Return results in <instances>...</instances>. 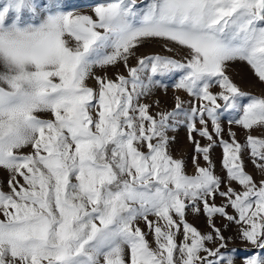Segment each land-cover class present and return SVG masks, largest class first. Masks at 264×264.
<instances>
[{
	"label": "snow or ice",
	"instance_id": "1",
	"mask_svg": "<svg viewBox=\"0 0 264 264\" xmlns=\"http://www.w3.org/2000/svg\"><path fill=\"white\" fill-rule=\"evenodd\" d=\"M70 7L67 0L0 7V169L10 177L9 190L0 189V264H236L217 214L260 250L243 264H264V180L246 171L247 162L264 171V132L249 131L241 143L229 129V142L220 122L231 110L229 125L264 129V97L226 74L231 62H245L264 82V0H102L94 17ZM149 41L166 54L138 56ZM121 63L127 75L94 72ZM174 73V87L196 101L176 104L195 146V175L168 150L178 113L153 116L140 103L161 85L157 77ZM216 146L227 190L210 158ZM217 195L227 204L217 206ZM201 205L210 234L186 221V210L200 213Z\"/></svg>",
	"mask_w": 264,
	"mask_h": 264
},
{
	"label": "rangeland",
	"instance_id": "2",
	"mask_svg": "<svg viewBox=\"0 0 264 264\" xmlns=\"http://www.w3.org/2000/svg\"><path fill=\"white\" fill-rule=\"evenodd\" d=\"M6 0H0V7ZM102 2V0H67V3L70 6L69 10L74 12H79L81 14L93 15L94 11L93 6L97 3ZM25 19H28V14L25 13ZM154 53H163L162 45L156 41H149L145 46L139 47L137 55H147ZM180 53L176 54V58H179ZM130 64L135 66L136 59L134 57H130ZM96 75L101 77H107L108 79H115L117 74L127 75V68L123 66V64H119L116 66H108L106 68H96L94 69ZM226 74L233 80V82L244 92L250 93L255 96L264 97V82H259L256 77H254L250 67L245 62H231L226 70ZM179 74L174 73L166 77H157V79L161 80V85L153 86L150 93L146 96L141 97L140 103L149 105V112L151 115L156 116L157 113L164 112H174L176 111L178 114L170 119V124L172 127L168 131V136L170 138L169 143V152L174 159H180L185 164V171L188 175H195L196 169L193 164V158L197 156L195 152L194 144L189 140V132L187 123L185 122V117L179 110L176 109L177 97H179L182 102V107L184 109L189 108V102L196 103L193 97H191L187 92L182 89H177L174 87L175 83L178 81ZM89 86L96 87V81L94 79H90L88 81ZM213 93H218L220 89L218 87H213L211 89ZM223 104V101H218ZM247 99H243L241 103H246ZM236 114L232 113L231 110L223 111L220 118L221 126L224 129L223 131V139L231 141V137L229 136V129L234 132L235 139L238 142L245 143L246 137L251 132V135L261 137L264 129L259 127H254L253 130H246L240 125L232 124L229 125L228 120L230 118H235ZM51 118V117H46ZM159 117H157L158 119ZM199 126V125H198ZM210 131H212L210 126ZM194 139L198 140L201 146H206L208 141L205 138H202L197 134H194ZM218 139V138H217ZM222 156L223 149L220 146H216L211 150L210 158L214 164V173L221 177L223 183L221 185L222 190H227L229 186V181L226 176V170L222 166ZM198 162L200 166H207V162H205L202 157L198 158ZM246 171L252 175L257 183L261 180H264V171L255 167L251 162L246 163ZM9 173L0 169V189L7 192L8 185L7 181L9 179ZM232 187L237 190H241V186L238 182H233L231 184ZM215 204L217 206L226 205L227 201L225 198L220 197L219 195L215 198ZM226 212L228 215L236 216V211L230 207H226ZM2 219V217H0ZM208 217L202 210L201 212L195 213L192 208L189 207L186 210V221L196 227L202 234H210L213 232V229L210 227L208 223ZM216 228H219L223 234V236L227 240V249H237L236 255L240 257L237 260L236 264H243V258L250 256L252 254L259 253V249H254L253 246L246 242L242 241L238 235L239 225L234 221L230 222L225 217L220 216L219 214L215 215L213 218ZM141 228L147 231L143 222L140 223ZM148 239L151 241L153 237L151 235L148 236ZM154 246V245H153ZM209 247H213L214 245L209 242ZM223 251V250H222Z\"/></svg>",
	"mask_w": 264,
	"mask_h": 264
}]
</instances>
